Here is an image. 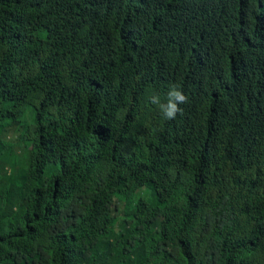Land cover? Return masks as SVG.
I'll return each mask as SVG.
<instances>
[{
	"label": "trees",
	"instance_id": "trees-1",
	"mask_svg": "<svg viewBox=\"0 0 264 264\" xmlns=\"http://www.w3.org/2000/svg\"><path fill=\"white\" fill-rule=\"evenodd\" d=\"M0 264H264V0H0Z\"/></svg>",
	"mask_w": 264,
	"mask_h": 264
},
{
	"label": "clouds",
	"instance_id": "clouds-1",
	"mask_svg": "<svg viewBox=\"0 0 264 264\" xmlns=\"http://www.w3.org/2000/svg\"><path fill=\"white\" fill-rule=\"evenodd\" d=\"M186 102L187 97L183 94L178 85H172L170 87L166 102L162 103L158 95H154L150 99V103L158 105L163 116L168 120L175 119L179 113H182V109L179 105Z\"/></svg>",
	"mask_w": 264,
	"mask_h": 264
}]
</instances>
